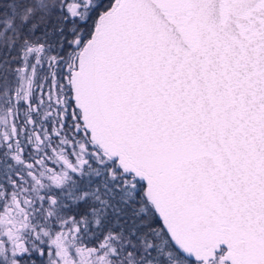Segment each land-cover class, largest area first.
<instances>
[{
  "label": "water",
  "instance_id": "water-1",
  "mask_svg": "<svg viewBox=\"0 0 264 264\" xmlns=\"http://www.w3.org/2000/svg\"><path fill=\"white\" fill-rule=\"evenodd\" d=\"M96 21L70 81L84 130L181 255L264 264V0H114Z\"/></svg>",
  "mask_w": 264,
  "mask_h": 264
},
{
  "label": "flooded vegetation",
  "instance_id": "flooded-vegetation-1",
  "mask_svg": "<svg viewBox=\"0 0 264 264\" xmlns=\"http://www.w3.org/2000/svg\"><path fill=\"white\" fill-rule=\"evenodd\" d=\"M72 58H56L47 67L44 61L35 66L24 63L26 70H32L29 103L19 102L7 109L10 139L3 144L9 155L6 165L10 186L8 192L2 190L1 194L0 264H56L52 257L58 258L55 242L60 235L67 239L76 264H85L78 257V250L88 252L87 264L135 261L123 256L121 238L114 233L100 236L97 232L88 237L87 216L80 224L76 217L61 215L63 203L67 207L73 201V186L86 173L87 165L93 159L98 161L96 142L82 127L72 97ZM115 170L116 166L109 170L111 176L116 175ZM114 246L121 248L117 255ZM221 252L224 250L217 253Z\"/></svg>",
  "mask_w": 264,
  "mask_h": 264
},
{
  "label": "trees",
  "instance_id": "trees-1",
  "mask_svg": "<svg viewBox=\"0 0 264 264\" xmlns=\"http://www.w3.org/2000/svg\"><path fill=\"white\" fill-rule=\"evenodd\" d=\"M113 1L90 0L85 7L83 0H0V97L11 93L26 47L41 45L46 57L70 59L75 51L73 43L88 40L98 15ZM76 3L79 16L71 17L68 9ZM8 159L7 147L2 144L0 209L2 190L8 192L10 186ZM87 166L86 173L73 186V201L67 207L63 203L62 216L76 217L80 224L87 216L88 237L97 232L100 236L105 232L119 236L123 256L135 260L132 264H197L171 245L146 201L143 183H136L133 188L124 186L120 176L110 175L114 162L101 164L93 159ZM114 247L115 255L119 254L121 248Z\"/></svg>",
  "mask_w": 264,
  "mask_h": 264
},
{
  "label": "rangeland",
  "instance_id": "rangeland-1",
  "mask_svg": "<svg viewBox=\"0 0 264 264\" xmlns=\"http://www.w3.org/2000/svg\"><path fill=\"white\" fill-rule=\"evenodd\" d=\"M83 1H84V6L87 7L90 0H83ZM78 7H79V4L76 3L68 9L71 17L79 16V13H78L79 11H77ZM73 44H74L75 51L73 52L74 55L72 56L73 61L70 62L69 73L72 72V74H75L78 71V65H77L78 53L84 47L85 43L80 42L79 40V42L75 41ZM20 57L22 58V61H23L21 65V67L23 68L22 69L19 68L16 71V75L14 77L15 79L14 84L10 88L11 93L9 94L7 93L6 95H4V97H0V145H2L3 143H6L7 140L10 139V135L8 133L9 132V122L7 121V118H8L7 109L12 108L15 104H18L19 102L25 103L27 105L29 103L28 97L30 96V93L32 92L31 88L33 86V80L31 78L32 70L31 71H28V69L26 70L23 64L28 63L29 60L31 59L32 60L31 63L33 66H35L36 62L42 65L44 61L45 66L47 67V66H51L53 61H56L54 57H47L46 60H43L45 59L46 56H44V49L41 45H34V46L26 47L21 53ZM49 60L51 63H48ZM69 73H68V76H69ZM79 115H80V112H79ZM89 139H91L90 136H89ZM91 140H94V139L92 138ZM94 142H96V145H97L96 147L97 149H94L97 153V159H98L97 162L101 164H103L104 162H108V161L114 162V167L116 166V170H115L116 175H113L114 178H116L117 176H120L121 182H123V185L124 186L128 185L131 188H133L134 185L138 181L143 182L142 180L136 178L134 174L125 170L123 168L122 163L118 161V159L116 158L113 159L106 150H103L101 148L100 144L96 140H94ZM99 151H101L103 154L106 151V154L108 156H106V154L102 155L101 152ZM57 239L58 240L55 242L56 244L55 248L58 253L57 254L58 258L56 259L52 257V261L55 262L56 264H76L78 263L73 260L74 257L70 254V249H68L67 239H65V237L63 238V236L61 235ZM88 256H89L88 252L86 253L82 250H78V257L81 260V262H84L85 264H87L89 262V259H87ZM223 257H224L223 252L221 253L216 252V254H214L212 257H210V259L206 261V263L200 262V261H196V263L197 264H227V262L223 260Z\"/></svg>",
  "mask_w": 264,
  "mask_h": 264
}]
</instances>
